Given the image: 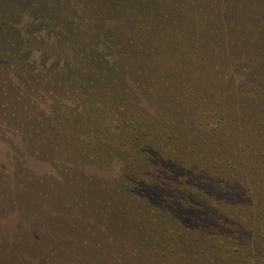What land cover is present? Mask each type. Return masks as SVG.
I'll use <instances>...</instances> for the list:
<instances>
[{
    "label": "rangeland",
    "instance_id": "obj_1",
    "mask_svg": "<svg viewBox=\"0 0 264 264\" xmlns=\"http://www.w3.org/2000/svg\"><path fill=\"white\" fill-rule=\"evenodd\" d=\"M255 1L0 0V264H234L229 242L219 260L202 255L191 234L170 244L168 229L149 224L150 204L124 193L130 171L123 157L60 118L80 112L83 96L108 101L117 92L122 114L169 122L171 112L191 105L186 82L173 80L191 65L179 58L190 46L180 44L197 35V52L264 50V31L255 43V30L214 23ZM216 10L222 15L213 17ZM138 18L153 34L147 45L128 31ZM210 37L214 45L206 46ZM140 45L151 63L149 82L138 67L134 77L107 82L74 55L116 59L122 48Z\"/></svg>",
    "mask_w": 264,
    "mask_h": 264
},
{
    "label": "trees",
    "instance_id": "obj_2",
    "mask_svg": "<svg viewBox=\"0 0 264 264\" xmlns=\"http://www.w3.org/2000/svg\"><path fill=\"white\" fill-rule=\"evenodd\" d=\"M260 3L264 2L237 8L230 19L216 10L212 15L220 19L214 23L225 31L229 22L240 24L242 31L255 30L252 42L256 43L264 31ZM128 31L144 45L153 37L152 32H143L140 18ZM202 43L201 37L190 35L180 44L182 49L190 46L179 58L191 65L177 70L173 80L186 82L183 88L191 105L171 112L169 122L144 123L122 114L124 102L111 92L108 101L79 98L81 111L61 115L60 123H69L79 135L103 142L110 154L123 157L131 175L121 182L124 193L150 204L148 222L162 225V231L168 229L170 244L191 234L202 255L219 260L227 254L224 244L229 242L234 264H264V50L261 47L251 55L197 52ZM205 45H214L213 37ZM134 49L122 48L116 59H103L96 52L74 55L87 60L91 76L107 82L134 77L137 67L149 82L151 63L140 53L142 45ZM234 59L242 61L229 66ZM121 91L119 96L129 92ZM134 142L139 148H130Z\"/></svg>",
    "mask_w": 264,
    "mask_h": 264
}]
</instances>
